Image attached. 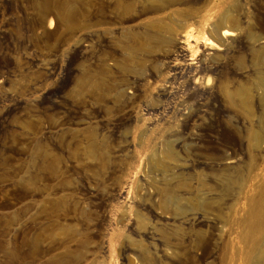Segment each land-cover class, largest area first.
<instances>
[{"label":"rangeland","instance_id":"rangeland-1","mask_svg":"<svg viewBox=\"0 0 264 264\" xmlns=\"http://www.w3.org/2000/svg\"><path fill=\"white\" fill-rule=\"evenodd\" d=\"M0 264H264V0H0Z\"/></svg>","mask_w":264,"mask_h":264}]
</instances>
